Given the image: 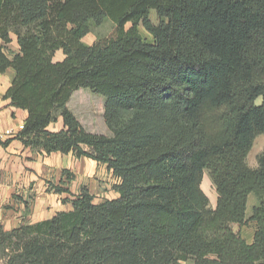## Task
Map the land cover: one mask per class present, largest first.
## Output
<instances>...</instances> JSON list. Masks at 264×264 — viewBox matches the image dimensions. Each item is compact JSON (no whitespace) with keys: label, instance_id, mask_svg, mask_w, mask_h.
<instances>
[{"label":"trees","instance_id":"trees-1","mask_svg":"<svg viewBox=\"0 0 264 264\" xmlns=\"http://www.w3.org/2000/svg\"><path fill=\"white\" fill-rule=\"evenodd\" d=\"M106 20L111 33L84 45ZM11 35L4 99L27 112L15 138L103 165L119 183L114 199L94 203L82 188L49 219L0 228V264H264V145L247 164L264 136V0H0V40ZM79 89L104 97L111 136L67 108ZM248 222L251 244L233 229Z\"/></svg>","mask_w":264,"mask_h":264},{"label":"crops","instance_id":"crops-1","mask_svg":"<svg viewBox=\"0 0 264 264\" xmlns=\"http://www.w3.org/2000/svg\"><path fill=\"white\" fill-rule=\"evenodd\" d=\"M10 38L9 44L0 40V48L4 47V52L8 55L9 52L18 53L16 38L13 35ZM83 39L82 42L85 43ZM93 42L84 45L90 46ZM9 59H11L10 55ZM62 60L63 54L58 51L54 61ZM13 78L14 71L11 68L0 73V132L12 129L18 134L17 129L25 122L27 112L11 106L10 100L4 99ZM57 121L62 122V119L59 118ZM15 136L8 138L10 141L7 146L0 145V228L4 231H10L22 224H34L49 219L56 212H60L61 208L69 209L67 204L61 206L60 200L64 194L49 192L46 182L56 179V185H60V181L63 180L61 172L68 169L67 164L62 163V158L71 154L39 155L24 147ZM247 164L250 168L257 166L256 160L253 164L247 161ZM116 197L117 194L113 198ZM242 238L248 244L253 241V235L248 238L242 236Z\"/></svg>","mask_w":264,"mask_h":264},{"label":"rangeland","instance_id":"rangeland-1","mask_svg":"<svg viewBox=\"0 0 264 264\" xmlns=\"http://www.w3.org/2000/svg\"><path fill=\"white\" fill-rule=\"evenodd\" d=\"M151 20L156 22L153 11L151 12ZM112 28L113 24L110 21H104L102 25L95 28L93 32L84 37V44L95 41L98 37L107 36L111 33ZM140 34L146 41H150L148 34L141 27ZM67 104V108L76 116L77 120L86 131L104 136L112 135L104 121V97L87 89H79L73 93ZM61 129L62 122L58 123L57 121V123L49 127L48 131L58 132ZM263 145L264 137L260 135L255 139L253 147L248 154L247 161L249 164L254 163L257 155L262 151ZM62 161L64 165L67 164L68 166L67 170H63L61 172L62 178L66 184L56 185V179H50V181L46 182L47 190L49 192L55 190L58 187L67 188V190L70 192V194L64 193V195H62L60 200L61 206L65 205L62 203L63 199H69L72 195H78L82 188L88 190L89 194L92 195L94 199V203H100L105 200L114 199L113 197L117 194L114 188L119 183V181L117 179L115 181L114 177L105 166L96 162H91L86 158L77 159L72 155L62 158ZM68 177L71 180H68ZM201 188L207 195L210 206L214 207L216 193L206 173L202 179ZM256 203V197L252 194L249 195L246 210L247 218L250 216L251 209ZM61 211H64V209L61 208ZM233 229L239 232L241 237L243 236L245 238L251 237L255 232V226L251 222H248L241 227L233 225ZM177 264L193 263L191 261H180Z\"/></svg>","mask_w":264,"mask_h":264},{"label":"built area","instance_id":"built-area-1","mask_svg":"<svg viewBox=\"0 0 264 264\" xmlns=\"http://www.w3.org/2000/svg\"><path fill=\"white\" fill-rule=\"evenodd\" d=\"M23 129V124L19 125L17 131L20 132ZM17 135V132L15 130H5L3 132H0V140H6L8 138L14 137Z\"/></svg>","mask_w":264,"mask_h":264}]
</instances>
